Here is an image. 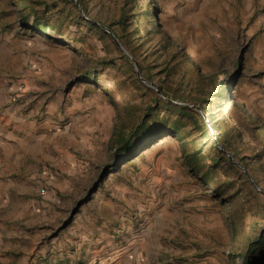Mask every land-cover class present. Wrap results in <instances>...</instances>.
<instances>
[{"label":"rangeland","instance_id":"374dc122","mask_svg":"<svg viewBox=\"0 0 264 264\" xmlns=\"http://www.w3.org/2000/svg\"><path fill=\"white\" fill-rule=\"evenodd\" d=\"M77 1L0 0V234L12 264H264L251 243L264 228V131L231 110L246 156L235 162L257 192L237 170L217 173L232 181L229 205L186 163L185 137L192 151L204 135L171 132L175 117L152 146L119 151L179 87L174 103L194 104L225 85L209 114L217 136L233 101L264 129V0ZM20 227L16 248L6 232Z\"/></svg>","mask_w":264,"mask_h":264},{"label":"trees","instance_id":"16d2710c","mask_svg":"<svg viewBox=\"0 0 264 264\" xmlns=\"http://www.w3.org/2000/svg\"><path fill=\"white\" fill-rule=\"evenodd\" d=\"M122 24V21H119ZM89 25H93L92 22H88ZM34 30L48 28L47 23H42L40 19L34 17L32 24ZM100 28V27H99ZM102 30V28H100ZM107 30H111L107 28ZM105 34V30H102ZM117 36V35H116ZM122 58L129 64L132 71V76H134L136 83L141 86H146V82L143 78L137 76L136 71H134L130 57L123 54ZM186 62H189L190 59H186ZM104 64H114V61H103ZM128 67V66H127ZM140 70L143 68L139 66ZM100 75L94 76L95 79L99 78ZM150 80V79H148ZM189 81L186 79L183 80L180 84H188ZM163 87H158V91L163 92ZM226 91L225 85H220L217 93H213L212 97H196V102L194 104H177L174 101H178L184 97V90L182 87L176 89L173 93V97L165 95V98H160L159 96L155 99L156 106H153L150 109L148 118L142 120L135 126L128 136L122 138L119 146L120 153L128 158L130 154L137 153L143 149L152 146L158 142L162 137L169 134L170 131H167V125L171 117H175L171 122L175 134H189L197 133L203 134V142L201 145L192 150H187V147L190 143L185 137L184 139V155L186 163L189 169L192 171L195 178L200 179L205 182L209 187L213 188L214 196L226 198L225 204H230L231 200L229 197H226L224 191L221 189L222 185H225L228 189L232 184V181L224 182V184H218L216 180L217 173L222 171L231 172L232 170H237L238 178L240 180H245L249 187L254 189L255 185L250 181L245 179V168H240L236 165L235 159L240 156L237 152L238 146L236 145L237 140H243V131L235 126L234 120L230 115L231 110H235L238 115L244 120V123L247 127L250 128L251 132L259 133L264 131L263 127L260 125L258 117L254 112H249V108L245 103L236 104L234 101L228 107L227 116L225 118V128L223 132L217 136L214 132L215 123L218 122V117L210 121V124L207 123L206 119L209 118L210 112L215 108L222 98V94ZM160 109H163L166 112L165 115L160 118ZM155 112V113H154ZM154 113V114H153ZM207 115V118L205 117ZM252 117V119L246 120L247 118ZM151 119H153L151 121ZM210 119V118H209ZM255 120V122H253ZM249 121V122H248ZM142 155L137 156L138 159ZM137 159V160H138ZM246 159V156H240L238 160L241 162ZM244 167L246 165L244 164ZM225 168V169H224ZM249 188V195L247 201L251 202L254 198L257 199V195L251 192ZM248 189V187H247ZM227 190V189H226ZM261 191V190H260ZM257 192V191H256ZM264 195V189L261 191ZM254 197V198H253ZM244 206V204L242 205ZM264 210V204H263ZM255 226V225H254ZM254 250L263 249L264 251V228L256 229L255 239L251 241Z\"/></svg>","mask_w":264,"mask_h":264},{"label":"crops","instance_id":"0c3cea01","mask_svg":"<svg viewBox=\"0 0 264 264\" xmlns=\"http://www.w3.org/2000/svg\"><path fill=\"white\" fill-rule=\"evenodd\" d=\"M21 188H22V186H21ZM19 215L21 218L22 217V210L19 211ZM6 235L15 237L14 246L16 248L22 247V227H20L18 229H14V230H8L6 232ZM11 244H12L11 241H9V240L5 241L4 240V234L1 233L0 234V261H1V264H12L14 261L17 260L16 256L8 255V252H6V250H8V245H11ZM3 245H5V246H3ZM112 248H115V247L112 246ZM106 252H108V251H106ZM1 257H2V259H1ZM106 263L107 264H120V263H117L115 261H111V263L106 261ZM17 264H20V263H17ZM50 264H57V263H56V261L54 262L51 260Z\"/></svg>","mask_w":264,"mask_h":264},{"label":"water","instance_id":"95a60500","mask_svg":"<svg viewBox=\"0 0 264 264\" xmlns=\"http://www.w3.org/2000/svg\"><path fill=\"white\" fill-rule=\"evenodd\" d=\"M73 1L78 3L77 0H73ZM80 10L82 11V13L84 12L82 6H80ZM118 44L121 46V48L124 50V52L132 59V61L134 62L135 68H136L137 72L139 73V67H138L137 61L134 58H132V56L130 54H128L127 50L124 48V46L120 42H118ZM148 84L150 86L154 87L155 89H157V87L154 84H152V83H148ZM157 91H158V89H157ZM158 92L160 93V91H158Z\"/></svg>","mask_w":264,"mask_h":264},{"label":"built area","instance_id":"2783aa9c","mask_svg":"<svg viewBox=\"0 0 264 264\" xmlns=\"http://www.w3.org/2000/svg\"><path fill=\"white\" fill-rule=\"evenodd\" d=\"M206 121H207L208 124H210V119L209 118H207Z\"/></svg>","mask_w":264,"mask_h":264}]
</instances>
